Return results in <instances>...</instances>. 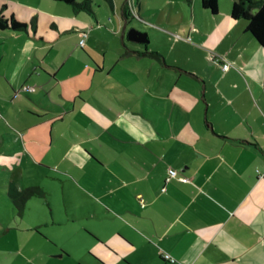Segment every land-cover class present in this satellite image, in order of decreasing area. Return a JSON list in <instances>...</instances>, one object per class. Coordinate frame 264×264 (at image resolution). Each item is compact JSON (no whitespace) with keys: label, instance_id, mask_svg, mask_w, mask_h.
<instances>
[{"label":"crops","instance_id":"1","mask_svg":"<svg viewBox=\"0 0 264 264\" xmlns=\"http://www.w3.org/2000/svg\"><path fill=\"white\" fill-rule=\"evenodd\" d=\"M85 1L0 0L26 25L0 30V264H264V48L235 0Z\"/></svg>","mask_w":264,"mask_h":264},{"label":"trees","instance_id":"2","mask_svg":"<svg viewBox=\"0 0 264 264\" xmlns=\"http://www.w3.org/2000/svg\"><path fill=\"white\" fill-rule=\"evenodd\" d=\"M65 4L73 5L76 8H86L88 1L78 4L76 0H52ZM221 0H202V7L209 10L212 14H217L218 4ZM123 16L129 17L126 1L123 8ZM230 16L232 20H243L246 22V31L264 48V0H235L231 6ZM32 26L35 20L30 21ZM26 25L16 21L14 18H4L0 11V30L20 31L24 30ZM32 194L31 189H27L20 194L23 201Z\"/></svg>","mask_w":264,"mask_h":264},{"label":"built area","instance_id":"3","mask_svg":"<svg viewBox=\"0 0 264 264\" xmlns=\"http://www.w3.org/2000/svg\"><path fill=\"white\" fill-rule=\"evenodd\" d=\"M126 5H127V11H128V14L130 15V17L132 18H135V19H140L139 17V14L137 12V9H136V0H126ZM87 38V32H82L81 33V39L79 40V46H84V42H85V39ZM210 59L215 62V63H219L221 62V58L213 53H210ZM223 61V64L221 65V69L222 70H227L229 67H231V65L227 62V61ZM28 91H33L34 88L33 87H27ZM171 179H177L178 181L182 182V183H187L189 182V179L180 175L178 171L174 170V169H171L169 168L167 170V176L165 178V182H169ZM162 258L165 260V261H168L170 263H173L174 262V259L171 258L168 254H163L162 255Z\"/></svg>","mask_w":264,"mask_h":264},{"label":"rangeland","instance_id":"4","mask_svg":"<svg viewBox=\"0 0 264 264\" xmlns=\"http://www.w3.org/2000/svg\"><path fill=\"white\" fill-rule=\"evenodd\" d=\"M223 2L224 1H228V0H222ZM32 173V172H31ZM33 174V173H32ZM27 177H25V185L27 186V185H30V184H35L34 182H37V179L36 178H34V177H32L31 179H29L30 181H28L27 179H26ZM35 179V180H34ZM41 182H44V184H46V186H48L49 188H51L52 189V191H53V193H52V195H53V197L51 198V199H53L54 200V203H56L57 204V202H59V200H63L64 198H65V196H67V194L65 195V192L66 191H63V188H62V186L60 185V184H57V183H53V182H51V181H48V183H47V180H45V178H43V177H41ZM19 184H21L20 182H19ZM27 188V187H26ZM40 200V199H39ZM60 203V202H59ZM41 208H44L45 210H50V209H48L47 208V206H43V205H41ZM65 210V206H64V204L62 203V207H61V209H60V211H64ZM0 228H1V226H0ZM60 230H61V232H63L64 230H62L61 228H60ZM44 231L45 232H49V230H45L44 229ZM64 234V233H63ZM9 240L7 239H0V246H4L5 247V244H9V242H8ZM14 242H16V241H14ZM13 243V242H12ZM63 243L64 244H66V246H67V242L66 241H63ZM113 256V263L114 264H120V256H117V257H114V255H112Z\"/></svg>","mask_w":264,"mask_h":264},{"label":"water","instance_id":"5","mask_svg":"<svg viewBox=\"0 0 264 264\" xmlns=\"http://www.w3.org/2000/svg\"><path fill=\"white\" fill-rule=\"evenodd\" d=\"M145 37H146V34L141 33L135 29H131L128 32V38L136 42H146Z\"/></svg>","mask_w":264,"mask_h":264}]
</instances>
